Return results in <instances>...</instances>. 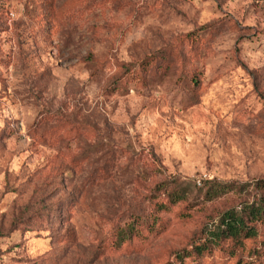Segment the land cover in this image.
<instances>
[{
	"label": "rangeland",
	"instance_id": "rangeland-1",
	"mask_svg": "<svg viewBox=\"0 0 264 264\" xmlns=\"http://www.w3.org/2000/svg\"><path fill=\"white\" fill-rule=\"evenodd\" d=\"M261 179L264 0H0V264H164L235 196L117 247L162 186Z\"/></svg>",
	"mask_w": 264,
	"mask_h": 264
},
{
	"label": "trees",
	"instance_id": "trees-1",
	"mask_svg": "<svg viewBox=\"0 0 264 264\" xmlns=\"http://www.w3.org/2000/svg\"><path fill=\"white\" fill-rule=\"evenodd\" d=\"M161 188H164L166 202L155 203L154 210L148 216L151 227L147 228L145 233L141 232L137 228L139 218L133 220L115 234L117 247L120 248L133 240L144 242L148 236L164 233L166 223L162 221L160 214L170 212L171 207L179 203L191 206L193 198L199 194H203V199L208 202L223 196L235 197L228 208L218 212L213 218L208 217L199 232L186 245L171 250L164 264H186L187 260H190V264H201L216 251L233 257L238 251L244 250L246 242H255L259 236V227H264V179L249 185L205 182L199 188H184L173 183L171 187ZM157 194L152 196L157 198ZM179 216L187 219L190 215L183 211ZM261 244L264 246V242ZM234 264H264V248L254 246L249 251V259L240 257Z\"/></svg>",
	"mask_w": 264,
	"mask_h": 264
}]
</instances>
